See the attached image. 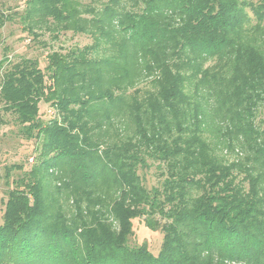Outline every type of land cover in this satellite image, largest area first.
<instances>
[{"label":"trees","instance_id":"obj_1","mask_svg":"<svg viewBox=\"0 0 264 264\" xmlns=\"http://www.w3.org/2000/svg\"><path fill=\"white\" fill-rule=\"evenodd\" d=\"M22 20L91 43L0 74V112L40 144L0 264H264V0H27ZM134 219L157 254L128 245Z\"/></svg>","mask_w":264,"mask_h":264},{"label":"rangeland","instance_id":"obj_2","mask_svg":"<svg viewBox=\"0 0 264 264\" xmlns=\"http://www.w3.org/2000/svg\"><path fill=\"white\" fill-rule=\"evenodd\" d=\"M27 0H0V16L2 26L0 27V63L3 62L1 72L21 59H34L39 62L43 69L47 64V55L52 51L64 50L70 47H83L91 43V39L85 35H75L70 32L61 33L57 40L45 30H33L39 36L35 38L28 31L26 23L22 20V14ZM258 2L259 0H248ZM211 63L207 64L210 65ZM145 84V83H144ZM149 83L141 86L139 97H144ZM56 116L54 108L49 104H39V117L48 121ZM264 118V116H261ZM39 143L35 139H26L21 129L11 114L0 112V225L7 199V191L14 187V182L23 177L24 172L30 170L35 163L39 153ZM221 154V152H219ZM228 159L236 157L235 154L222 153ZM12 167L9 178L6 171ZM162 167L158 162L147 160V167L138 169V174L143 185L147 189L159 187L162 181ZM158 221V218H156ZM133 234L128 238L131 247L146 245L148 250L157 254L162 243V232L160 228H148L142 219L132 220Z\"/></svg>","mask_w":264,"mask_h":264}]
</instances>
